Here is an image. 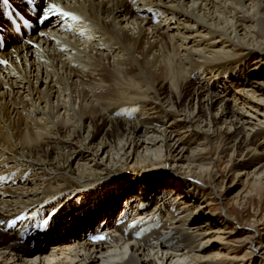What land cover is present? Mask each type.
I'll list each match as a JSON object with an SVG mask.
<instances>
[{"label": "bare ground", "instance_id": "1", "mask_svg": "<svg viewBox=\"0 0 264 264\" xmlns=\"http://www.w3.org/2000/svg\"><path fill=\"white\" fill-rule=\"evenodd\" d=\"M9 4L0 0L5 25ZM47 4L76 19L41 13L34 35L6 36L0 52V264H264V240L246 238L240 258L224 253L231 207L194 220L204 181L217 188L219 156L264 186V0ZM165 159L189 189L142 179ZM132 167L120 187H91ZM69 178L88 193L65 190ZM52 180L63 181L55 195Z\"/></svg>", "mask_w": 264, "mask_h": 264}, {"label": "rangeland", "instance_id": "2", "mask_svg": "<svg viewBox=\"0 0 264 264\" xmlns=\"http://www.w3.org/2000/svg\"><path fill=\"white\" fill-rule=\"evenodd\" d=\"M8 1L12 4L11 0ZM122 69L128 70L129 67L124 66L122 67ZM94 79H95V84H99L101 86H106V87L108 86V83L106 82L105 83L101 81L99 82L98 77L97 78L95 77ZM24 96H26V94ZM34 97L36 98L37 96L35 95ZM16 119L17 116L16 118H14V120ZM166 123L167 122L165 121V124L163 126H165ZM258 141H261V138L258 139L257 142ZM216 152L217 151L215 149L212 150L207 149L206 154L203 155V157L213 160L215 159L214 154ZM225 160L226 159H222L221 156H219L216 158L215 161H213L215 166V171L217 173V181L215 183L217 184L216 185L217 188L214 187L213 182L208 180L204 181L206 183V186H204L205 187L204 196L200 195L204 199V201H202L203 207L202 209L196 211V213L194 214V220L195 219L201 220L202 218H205L206 220L213 219L220 221L221 219H226L227 216L225 209L226 211H228L229 208L231 207V210L229 211L230 213H232L231 214L232 217H234L236 220L234 222H231V224L228 227L229 230L233 231V234L231 235L230 238L226 240V243L228 244L224 246V248L226 249V251L224 250V253L228 254L227 255L228 258L231 257L240 258L245 253V251L250 247L249 244L246 243V238H248L249 241H252L253 244L257 239L264 240V237H262L264 234L263 227H260L261 230L259 234L253 231L254 228L256 229L257 227L256 225H258L257 224L258 221L264 222V186L261 185L258 187H254L253 185H251L249 180H246L243 177H237L236 175L237 171L236 170L232 171L231 170L232 168L227 166ZM179 166L180 163H174L170 161V159L169 160L165 159L162 164L153 167L151 170H147L143 173L140 172V176H143L142 179L148 181L149 183H153L154 181L160 179H164V180L175 179L176 181L178 180L180 184L186 186L189 189L192 186V181H190V179L189 180L184 179L186 177L185 176L186 171L180 168ZM253 166L249 165L247 166V168L251 169ZM125 169L127 170H125L123 173L122 172L115 173L114 172L115 170L112 172H107L108 170L104 171V173H102L101 176L103 179L107 181L99 182V186H96V184L95 185L92 184L91 187L95 186L98 188H102L104 187V185L106 186L109 184V186L111 185L110 187L111 189L116 186H119L117 182L118 180L121 181L122 179H125L127 181L128 180L131 181L132 178H134L133 174L137 171H135V167L125 168ZM115 174H121L120 175L121 177L120 178L118 177L117 179V177H115ZM135 175H139V174H135ZM64 183L66 186L65 190H69L70 193H74L75 195L76 194L78 195V193L81 194L88 193L87 189L89 187L87 188L85 184H81L78 181L77 182L73 181L71 178H69V180H64ZM62 184L63 181L52 180L49 186L45 188L51 190L52 195H55L53 193H55L56 191L57 193L60 192V190L57 189ZM97 191H98L97 193L100 196H103V198L106 197L107 201L109 200L106 194L107 190L101 192V189H98ZM168 193L169 192H166V194H164L163 197H165ZM116 194L119 195L120 191H118ZM219 197H221V199H219ZM103 198L100 199L102 200ZM119 200L120 199H118V201ZM201 222H204V220L200 221V223ZM253 224L254 226H252ZM20 245L23 246L25 245V243H21ZM258 254L261 253L259 252ZM225 259L227 258L224 256L221 257V260H225ZM258 261L259 258L257 257L255 259L250 260V264H257ZM231 263L234 264V262ZM243 264H246V262H244Z\"/></svg>", "mask_w": 264, "mask_h": 264}, {"label": "snow or ice", "instance_id": "3", "mask_svg": "<svg viewBox=\"0 0 264 264\" xmlns=\"http://www.w3.org/2000/svg\"><path fill=\"white\" fill-rule=\"evenodd\" d=\"M3 3L7 4L8 0H3ZM29 3H31V0H29ZM41 13L43 20H48L49 15H59L62 17H69L71 19H76L74 16H70L68 12L63 11L58 5L56 4H47L45 6V0H41ZM0 63H6L4 61H0ZM102 239V237H101Z\"/></svg>", "mask_w": 264, "mask_h": 264}]
</instances>
